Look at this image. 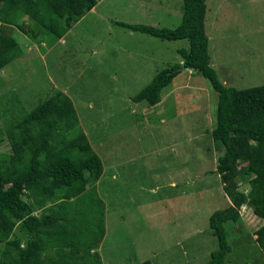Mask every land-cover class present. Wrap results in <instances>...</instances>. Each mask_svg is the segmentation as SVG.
<instances>
[{
	"label": "rangeland",
	"instance_id": "374dc122",
	"mask_svg": "<svg viewBox=\"0 0 264 264\" xmlns=\"http://www.w3.org/2000/svg\"><path fill=\"white\" fill-rule=\"evenodd\" d=\"M181 4L100 0L59 39H32L5 26L22 54L0 69V152L10 150L6 130L13 115L32 110L56 90L70 97L104 166L95 185L103 208H93L95 216L103 211L97 247L103 264H205L217 248L208 220L228 204L212 172L222 153L211 136L217 93L203 76L182 69L157 104L134 101L156 72L182 62L178 49L189 41L116 24L173 28L181 22ZM19 22L30 19L21 15ZM204 25L221 82L236 88L264 84V0H206ZM237 182L249 197L257 185L253 176ZM77 199L71 208L93 202L87 195ZM263 223L249 205L236 222L224 223L231 246L225 264H264L255 234Z\"/></svg>",
	"mask_w": 264,
	"mask_h": 264
},
{
	"label": "trees",
	"instance_id": "16d2710c",
	"mask_svg": "<svg viewBox=\"0 0 264 264\" xmlns=\"http://www.w3.org/2000/svg\"><path fill=\"white\" fill-rule=\"evenodd\" d=\"M98 1L0 0V69L22 54L6 25L32 39H59ZM181 2V22L173 28L116 24L162 40L189 41L187 48L178 49L182 62L156 72L132 97L134 101L157 104L162 90L182 69L203 76L217 93L211 136L222 153L212 172L220 177L228 204L209 216L217 248L205 264H225L231 246L224 223L236 222L243 205L264 222V84L236 88L221 82L210 62L206 0ZM21 15L30 22L20 23ZM13 117L6 130L10 150L0 152V264H102L96 248L104 236L103 211L95 216L93 210L95 203L103 208L95 185L104 166L79 127L72 100L56 90L32 110L21 109ZM245 176H253L257 183L250 197L237 182ZM86 195L92 204L69 206L75 198L84 201ZM255 234L264 254V223ZM138 264L153 263L146 259Z\"/></svg>",
	"mask_w": 264,
	"mask_h": 264
},
{
	"label": "crops",
	"instance_id": "0c3cea01",
	"mask_svg": "<svg viewBox=\"0 0 264 264\" xmlns=\"http://www.w3.org/2000/svg\"><path fill=\"white\" fill-rule=\"evenodd\" d=\"M100 1V0H99ZM98 1V2H99ZM98 2L96 3V5L91 9V10H89L88 12H93L94 10H95V7L98 5ZM87 12V13H88ZM85 16V15H84ZM94 249H92V251H93ZM96 250H97V248H96ZM98 251V250H97ZM100 257H101V255H100ZM101 260H102V258H101ZM102 264H103V262H102Z\"/></svg>",
	"mask_w": 264,
	"mask_h": 264
}]
</instances>
